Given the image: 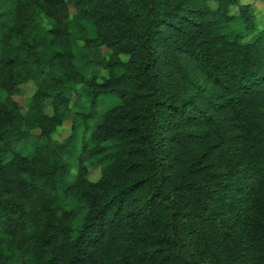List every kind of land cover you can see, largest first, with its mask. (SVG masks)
Masks as SVG:
<instances>
[{"label":"trees","instance_id":"1","mask_svg":"<svg viewBox=\"0 0 264 264\" xmlns=\"http://www.w3.org/2000/svg\"><path fill=\"white\" fill-rule=\"evenodd\" d=\"M254 22L240 0H0V264H264ZM72 31L104 76L77 70Z\"/></svg>","mask_w":264,"mask_h":264},{"label":"rangeland","instance_id":"2","mask_svg":"<svg viewBox=\"0 0 264 264\" xmlns=\"http://www.w3.org/2000/svg\"><path fill=\"white\" fill-rule=\"evenodd\" d=\"M242 3L250 4L252 6V11L255 16V26L257 30H260L264 28V0H240ZM70 18H69V27L73 29L76 26V18L73 10L70 11ZM230 13L232 15L237 14V9L235 7L230 9ZM41 20L43 21L42 23V28L46 30L48 28V24L45 19L41 15ZM251 37V36H250ZM249 38L246 40L248 41ZM71 49L73 51V54L75 56V64L77 70L81 68L82 66H85V69L87 71V77L89 78L91 73L95 71L96 75L104 76L105 71L99 69V68H94L91 64H87L93 57H106L109 52L105 48L102 47H88L82 40L78 38L76 35V32H71ZM125 60L126 58L123 57ZM98 81V80H97ZM35 87L32 83H26L23 85H20L17 87L15 94H14V100L18 103L20 108L23 111L27 110L28 103L30 99L33 97L35 94ZM63 94L66 95L67 100H69L67 107L69 109L74 110L73 108V102L75 100L80 101L82 103V107L85 109L88 106V103L86 102L87 99H81V94H83V89H82V82L75 81L71 83L70 89L66 90L63 92ZM116 99L112 97H102L99 98V100L96 102V107H95V112L96 113H103L105 110H107L110 106L115 104ZM45 113L48 115H51L53 113V110L51 107H46L45 108ZM71 118L66 117L56 128L55 131L52 134V140L60 143L62 142L70 133L71 130ZM75 170V169H74ZM100 176V169L97 166L94 167H89L88 168V175L87 179L91 182H95L98 180Z\"/></svg>","mask_w":264,"mask_h":264}]
</instances>
